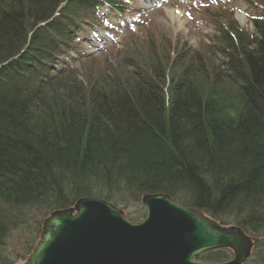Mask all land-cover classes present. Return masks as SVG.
<instances>
[{"label": "trees", "instance_id": "obj_1", "mask_svg": "<svg viewBox=\"0 0 264 264\" xmlns=\"http://www.w3.org/2000/svg\"><path fill=\"white\" fill-rule=\"evenodd\" d=\"M125 6L0 0V241L17 218L7 207L47 215L87 197L122 205L126 193L168 195L246 235L264 228V18H250L252 34L219 26L216 64L155 50V61L144 56L132 71L119 62L122 71L83 82L57 67L81 22ZM230 257L218 249L197 259Z\"/></svg>", "mask_w": 264, "mask_h": 264}, {"label": "rangeland", "instance_id": "obj_2", "mask_svg": "<svg viewBox=\"0 0 264 264\" xmlns=\"http://www.w3.org/2000/svg\"><path fill=\"white\" fill-rule=\"evenodd\" d=\"M122 1L126 6L121 15L102 8L95 15L99 25L87 26L86 22H81L83 32L79 35L80 40L75 42L71 51L58 59L60 64L57 67L74 71L71 77L83 82L84 78L91 79L95 73H108L113 68L122 71L124 66L119 62L130 66L126 69L132 71L137 61L145 63L144 59L148 55L155 61V50L157 53L158 50L165 54L169 52L170 58L176 57V63L186 62L187 55L197 53L201 60L216 64L220 59L215 55L219 43V26L235 21L240 30L252 34L251 16L264 17V9L255 10L260 5L264 6V0ZM81 18L86 20L87 15ZM99 26L105 30L97 29V33L92 35L90 30ZM86 36L94 38L88 40ZM150 58L146 61H150ZM178 71L174 74L177 75ZM224 110L226 114L233 115L235 107L231 103ZM129 194L121 195L127 196L122 199V205L110 203L126 217L142 216L144 208L141 197L135 199ZM7 208L17 218L0 241V264H23L38 241L43 220L50 213L43 215L41 210L35 208ZM37 229V237L32 241V233L35 231L36 234ZM248 235L252 240L255 239V243L244 264H264V228Z\"/></svg>", "mask_w": 264, "mask_h": 264}, {"label": "water", "instance_id": "obj_3", "mask_svg": "<svg viewBox=\"0 0 264 264\" xmlns=\"http://www.w3.org/2000/svg\"><path fill=\"white\" fill-rule=\"evenodd\" d=\"M141 202L145 217L137 221L97 197L51 212L23 264H244L249 257L253 243L239 226H223L165 194ZM223 248L232 251L228 261L197 260Z\"/></svg>", "mask_w": 264, "mask_h": 264}, {"label": "bare ground", "instance_id": "obj_4", "mask_svg": "<svg viewBox=\"0 0 264 264\" xmlns=\"http://www.w3.org/2000/svg\"><path fill=\"white\" fill-rule=\"evenodd\" d=\"M249 239H250L251 243H252V242H253V243H255V239H254V240H252L250 237H249Z\"/></svg>", "mask_w": 264, "mask_h": 264}]
</instances>
